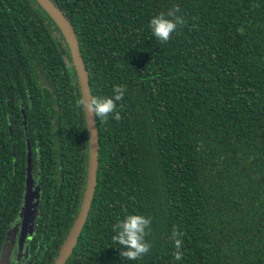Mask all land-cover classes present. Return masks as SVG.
<instances>
[{
	"label": "trees",
	"instance_id": "obj_1",
	"mask_svg": "<svg viewBox=\"0 0 264 264\" xmlns=\"http://www.w3.org/2000/svg\"><path fill=\"white\" fill-rule=\"evenodd\" d=\"M58 2L92 97L125 89L119 119L95 116L96 188L64 264H264V0ZM169 11L181 22L161 42L149 20ZM87 146L60 30L36 0H0V255L27 181L38 190L10 264L53 262L79 210ZM128 213L150 220L135 261L112 241Z\"/></svg>",
	"mask_w": 264,
	"mask_h": 264
},
{
	"label": "water",
	"instance_id": "obj_2",
	"mask_svg": "<svg viewBox=\"0 0 264 264\" xmlns=\"http://www.w3.org/2000/svg\"><path fill=\"white\" fill-rule=\"evenodd\" d=\"M42 9L51 17L55 25L60 30L70 53L71 60L75 69L77 77L81 100L84 111L85 124L87 129V164H86V179L83 191V196L80 202L79 210L76 218L62 243L58 254L54 258L51 264H64L66 259L72 252V249L77 241L78 235L87 219L91 202L94 196L96 182H97V169H98V149L99 138L98 128L95 120V115L88 111L87 103L91 100L92 95L90 92V86L88 81V71L83 61L78 39L72 28L71 23L64 14L58 0H36ZM30 156L28 155L27 173L30 177ZM38 195V190H34L32 181L28 180L26 184V193L24 196V205L22 207V221L20 234L18 236V246H23L25 238L31 233L32 226L28 225L29 221H33L34 215L32 214V208L34 196ZM29 226V230H28ZM15 235L11 238L6 248L0 255V264H10V253L12 250V242H14ZM6 245V244H5Z\"/></svg>",
	"mask_w": 264,
	"mask_h": 264
},
{
	"label": "clouds",
	"instance_id": "obj_3",
	"mask_svg": "<svg viewBox=\"0 0 264 264\" xmlns=\"http://www.w3.org/2000/svg\"><path fill=\"white\" fill-rule=\"evenodd\" d=\"M180 22L175 18L174 11L166 14L158 13L150 18L149 31L152 37L161 42H167ZM124 94L123 86H114L110 97L93 96L87 103V109L101 119L107 118L109 114L119 119V114L115 110L117 102L122 100ZM149 225V218L136 213H128L113 224L112 241L118 245L116 249L119 250L120 256L128 261H135L149 251V244L145 241ZM177 247L179 248V241H177ZM176 255L179 258L180 253L177 252Z\"/></svg>",
	"mask_w": 264,
	"mask_h": 264
},
{
	"label": "flooded vegetation",
	"instance_id": "obj_4",
	"mask_svg": "<svg viewBox=\"0 0 264 264\" xmlns=\"http://www.w3.org/2000/svg\"><path fill=\"white\" fill-rule=\"evenodd\" d=\"M19 222V225H18V227L17 228H15L14 226L12 227L13 229H10V233H11V236H10V238H12L14 235H15V239H14V242H12V251H11V254H13V253H15V254H17V250L19 249V250H24L25 249V245H26V242H27V239L28 238H26L25 239V241H24V243H23V246L20 248L19 246H17L18 245V236H19V234H20V229H21V223H20V221H19V219L14 223V224H17ZM29 224H31V222L29 221V223H28V225ZM31 226H32V224H31ZM28 230H29V226H28ZM8 243H9V241H8ZM7 243V244H8ZM10 254V255H11Z\"/></svg>",
	"mask_w": 264,
	"mask_h": 264
}]
</instances>
